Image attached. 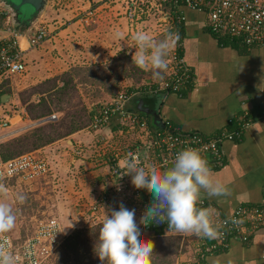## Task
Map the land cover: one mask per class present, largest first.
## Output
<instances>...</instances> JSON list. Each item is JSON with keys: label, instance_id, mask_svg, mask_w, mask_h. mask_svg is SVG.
Masks as SVG:
<instances>
[{"label": "built area", "instance_id": "built-area-1", "mask_svg": "<svg viewBox=\"0 0 264 264\" xmlns=\"http://www.w3.org/2000/svg\"><path fill=\"white\" fill-rule=\"evenodd\" d=\"M148 1L151 4L149 9L155 8L160 13L161 19L170 23L171 28L175 21L185 20L183 9L188 8L205 12L211 30L217 34L238 39L250 47L264 45V0H136L131 3L129 10V18L133 22L134 17L143 11L142 8ZM2 13L9 17L8 10L4 9ZM28 34L30 47H35L48 38L49 32L44 24L35 23ZM22 36V33L15 32L11 41L0 44V82L26 70L23 61L25 49L20 41ZM180 50L181 44L177 42L169 62L168 78L139 85L136 91L130 93L121 92L110 102L101 104L92 113L91 129H101L115 121L140 132L141 138L138 146H120L104 158L109 165L108 187L114 190L116 197L110 199L106 192L108 187H105L98 201L91 205V211H96L109 203L123 202L137 207L142 214L150 204L151 194L147 190L136 189L131 183L130 176H122L124 161L129 154H133L143 164H153L163 170L172 165L179 151L195 148L209 164L220 167L225 161V142L241 139L242 128L236 131H222L215 136H206L200 132H184L169 120H165L164 127L154 129L145 115L127 107V103L135 94L166 92L181 95L190 88L193 73ZM4 106L6 103L0 106V139L9 135L14 125L13 117L7 113L8 109ZM55 118L56 115L52 114L49 120ZM143 146L145 148H142ZM50 171L49 163L39 152H27L9 160H0V185L8 190V181L28 183L44 178ZM200 206L217 210L216 220L221 224L222 235L217 239H207L192 234L195 238L196 252L193 262L189 264H208V257L224 251L233 239L249 242L253 233L264 223V197L259 204L252 206L240 204L228 214H223L217 206L206 204L203 200ZM32 227L25 235L4 234L0 236V242L7 241L8 249L17 257V264H48L70 232L64 231L61 221L55 216L38 219ZM149 228L150 225L145 229ZM167 233L181 234L184 237L188 235L169 230Z\"/></svg>", "mask_w": 264, "mask_h": 264}, {"label": "rangeland", "instance_id": "rangeland-1", "mask_svg": "<svg viewBox=\"0 0 264 264\" xmlns=\"http://www.w3.org/2000/svg\"><path fill=\"white\" fill-rule=\"evenodd\" d=\"M132 2L136 0H48L45 11L36 23L44 24L48 29V38L38 46L49 45L50 54L48 53L47 61L43 64L36 63V59L27 64L25 55V72L10 78L12 100L4 107L14 118V125L13 131L2 137L0 142L47 121L42 119L44 121L39 122L40 120L30 119L24 104L23 96H29V90L36 84L48 78L62 76L64 72H73L74 75V66L77 65L107 64L121 49L134 52L132 37L138 31H146L156 39L169 29L170 23L164 22L160 13L152 12L153 9H148L145 16H143L145 12L143 10L134 17L133 22L129 18ZM1 7L7 11V8L2 5ZM131 12L134 14L133 11ZM18 27L20 26L13 25L12 16L9 14L3 30L14 36ZM115 31L122 33V39L112 38ZM17 34L20 33L17 32ZM1 35L3 36L4 32H0ZM3 39L0 37V44L4 42ZM89 70L93 71V69ZM89 70L75 74V81ZM57 81L59 85H62V80L57 79ZM95 90L96 87L89 83L78 84L77 88H71L65 94L57 96L59 100L56 99V103L52 105V114L56 115L53 120L65 117L68 112H80L84 117L86 114L83 107L87 109L88 115H92L101 104L106 103L102 100L108 97L103 92L98 93L99 96H93L92 93ZM39 98V94H33L28 101H37ZM105 127L93 130L87 126L81 132L79 131L80 133L77 132V135L73 133L64 138V140H75L76 144L63 141L59 145H52L46 151L40 152L39 154L45 157L51 167L50 173L44 178L28 183L7 182L8 202L12 205L17 217L12 233L17 234L22 229L28 231L36 220L51 216L58 217L64 231L70 233L77 228H88L103 222L104 208L100 207L96 211H91L90 208L95 201H98L103 193L101 187L106 184L102 172L105 164L107 170L109 165L104 158L114 152L115 148L123 146V142L129 144L134 139L141 138L140 132L124 127L125 129L119 132L121 136L110 134L109 139L103 140L99 135ZM106 192L110 199L116 197L113 189L108 187ZM18 195L25 197L23 203H18L16 199ZM139 215L140 213L137 214V218ZM142 235L145 234L142 233ZM194 240L195 238L189 239L188 236H182L179 253L175 255V264L193 262L196 252ZM50 262L48 264L52 263Z\"/></svg>", "mask_w": 264, "mask_h": 264}, {"label": "crops", "instance_id": "crops-1", "mask_svg": "<svg viewBox=\"0 0 264 264\" xmlns=\"http://www.w3.org/2000/svg\"><path fill=\"white\" fill-rule=\"evenodd\" d=\"M183 10L186 18L178 42L193 73L190 88L181 95L163 97L157 94L144 99L141 96L135 101L131 100L129 107L140 111L153 110L164 121L169 119L184 132L215 136L222 131L243 129L241 139L225 142L224 164L220 167L209 164L215 178L229 187L231 195L209 198L205 193L201 197V201L213 204L223 214H228L240 204H259L264 197V45L250 47L238 39L217 34L211 30L205 12L188 8ZM0 32H4L0 36L4 42L13 38L10 32L3 29ZM27 34L22 36L27 43L22 44L20 37L25 49L23 61L26 55L27 64L34 59L36 63H45L50 54V46L30 47ZM147 114L151 117L143 115L149 124L160 129L161 126L155 123V117L149 112ZM113 125L115 121L109 126ZM112 131V127H105L99 136L107 140L113 135ZM63 141L76 144L75 140L61 139L37 152H44ZM102 174L106 182L101 187L103 190L108 186L106 164ZM115 203L107 204L103 210L109 207L118 209L120 203ZM142 233L145 234L143 230ZM187 236L189 239L194 238L192 234ZM207 263L264 264V223L253 233L249 242L233 239L224 251L210 255Z\"/></svg>", "mask_w": 264, "mask_h": 264}, {"label": "clouds", "instance_id": "clouds-1", "mask_svg": "<svg viewBox=\"0 0 264 264\" xmlns=\"http://www.w3.org/2000/svg\"><path fill=\"white\" fill-rule=\"evenodd\" d=\"M112 38L120 40L122 33L115 31ZM132 39L131 63L159 75L167 69L180 36L166 31L162 38L154 39L148 32L138 31ZM125 175L131 177L136 189L147 190L152 200L139 218L137 209H129L123 202L118 209L105 210L94 245L101 264H152L154 243L143 238L142 230L154 221L166 223L169 231L201 238L217 239L222 235L221 224L216 220L217 210L201 207V197L205 193L209 198L227 197L231 191L215 178L208 161L197 149L179 151L172 165L163 170L153 164H143L129 154L124 161L122 176ZM7 191L0 185V236L10 233L17 220ZM16 199L23 203L25 197L18 195ZM0 264H17V257L8 249L6 240L0 242Z\"/></svg>", "mask_w": 264, "mask_h": 264}, {"label": "trees", "instance_id": "trees-1", "mask_svg": "<svg viewBox=\"0 0 264 264\" xmlns=\"http://www.w3.org/2000/svg\"><path fill=\"white\" fill-rule=\"evenodd\" d=\"M150 5V2L148 1L143 6L142 9L145 10L143 16L146 15ZM3 11L4 9L0 6V29L5 28V22L7 18V15L2 13ZM152 12H156V9L153 8ZM183 22L184 21H175L173 27L167 31L176 32L181 37ZM27 27L28 26H20L17 28V32L26 34L28 33ZM164 34L165 32L160 34V36H158L156 39L162 38ZM181 55L183 56L182 52ZM131 62V52H129L128 49H121L107 64L100 63L86 66L77 65L74 66V75L73 72H64L62 76L48 78L44 81H41L38 85L36 84L35 87L29 90V96H23L24 104H26L27 114L32 120H42L50 117L53 113L52 105L56 103L57 96L60 94H65L71 88H77L78 84L89 83L91 86H95L96 90L92 93V95L99 96L98 93L103 92L108 97L102 101L110 102L113 97L118 96L121 92L130 93L132 91H136L139 85L155 83L169 77V65L165 71H162L159 75H154L152 70H141ZM89 69H93V71L91 72ZM83 70L89 71L81 75L79 80L75 81V74H80ZM57 79L62 80V85L58 84ZM11 89L12 87L10 85L9 78H6L0 82V106L3 105L1 102V96L8 93L12 95ZM33 94H39V100L28 101L31 99ZM157 94H161L164 97V95L170 96L174 93L142 92L140 94H135L127 103V107L132 111L145 114L147 117H151L145 110H141L142 112L136 109L133 110L132 107H129V103L131 100L134 99L133 101H135L136 98L141 96V98L144 99V97L146 98L147 96H154ZM83 110L87 116L85 115L83 117L80 112H68L65 117H61L58 120H47L33 128H30L18 136L0 142V160H9L27 152L37 151L40 148L48 146L58 140L64 139L73 133L81 131L87 126H90L93 117L92 115H88L87 109L85 107H83ZM106 127H112L113 134H118L121 136L119 134L120 130L125 129L124 127L128 126L115 123L113 126ZM151 127L157 129L152 125ZM130 143L127 144L123 142V146H138V144H140V138H136ZM135 208L137 209V207ZM101 224L102 223L91 227L89 226L88 228H77L74 230V232H71L61 245L60 249L55 253L54 256L50 258V261L52 262L50 263L101 264L94 251V245L96 243L99 227ZM32 228L33 227H31V229ZM143 230L146 235H144L143 238L146 240H151L154 243L152 264H175V255L179 253L178 250L182 235L167 233V224H157L155 221L150 224L149 229ZM19 233L25 235L27 230L22 229L19 231ZM11 234L14 236L18 235V233L15 234L14 232H11Z\"/></svg>", "mask_w": 264, "mask_h": 264}, {"label": "water", "instance_id": "water-1", "mask_svg": "<svg viewBox=\"0 0 264 264\" xmlns=\"http://www.w3.org/2000/svg\"><path fill=\"white\" fill-rule=\"evenodd\" d=\"M48 0H0V4L7 8L12 16L13 25L28 26V30L38 21L47 7ZM12 100L11 94H3L1 102L7 103ZM155 117V123L164 127V120L153 110H145ZM44 120H49L45 118ZM44 120H40L42 122ZM38 122V123H39Z\"/></svg>", "mask_w": 264, "mask_h": 264}, {"label": "bare ground", "instance_id": "bare-ground-1", "mask_svg": "<svg viewBox=\"0 0 264 264\" xmlns=\"http://www.w3.org/2000/svg\"><path fill=\"white\" fill-rule=\"evenodd\" d=\"M24 42H26V43H27V41H26L25 37H22V44H23ZM23 47H24V46H23Z\"/></svg>", "mask_w": 264, "mask_h": 264}, {"label": "flooded vegetation", "instance_id": "flooded-vegetation-1", "mask_svg": "<svg viewBox=\"0 0 264 264\" xmlns=\"http://www.w3.org/2000/svg\"><path fill=\"white\" fill-rule=\"evenodd\" d=\"M16 26H23V25H22V23H21V25H16Z\"/></svg>", "mask_w": 264, "mask_h": 264}]
</instances>
